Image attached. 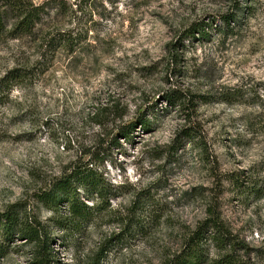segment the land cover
<instances>
[{
	"label": "rangeland",
	"instance_id": "obj_1",
	"mask_svg": "<svg viewBox=\"0 0 264 264\" xmlns=\"http://www.w3.org/2000/svg\"><path fill=\"white\" fill-rule=\"evenodd\" d=\"M64 1L34 37L0 42L1 77L32 66L50 30L83 28L88 37L56 50L0 108V211L24 202L48 224L34 194L74 166H94L120 188L75 244L49 228L59 263L86 264L110 234L120 237L135 202L154 222L103 264H162L208 206L264 264V0ZM194 24L209 37L185 38ZM233 89L241 99L219 100ZM188 127L198 136L185 138ZM14 244L1 264L29 260L30 246Z\"/></svg>",
	"mask_w": 264,
	"mask_h": 264
},
{
	"label": "trees",
	"instance_id": "obj_2",
	"mask_svg": "<svg viewBox=\"0 0 264 264\" xmlns=\"http://www.w3.org/2000/svg\"><path fill=\"white\" fill-rule=\"evenodd\" d=\"M65 5L64 0H45L40 3H34L32 0H0V42L34 37L51 12L57 13ZM66 11L67 8L63 12L64 15ZM231 18L234 17H223L226 31L232 30L227 26ZM186 31L185 38L192 37L194 31L202 38L209 37L205 28L198 24L192 25ZM87 38V30L83 28L75 32L50 30L40 37L42 49L39 59L30 67L11 68L0 77V108L9 100L15 87L33 82L47 70L56 50L67 48L73 51ZM180 45L182 46L181 41ZM224 94L219 100L231 102V97L241 99L238 89ZM166 98L169 102L176 99L173 95ZM141 125L146 128L151 126L149 121L144 119ZM186 129L182 132L185 138L194 139L198 136V132L192 127ZM132 132V127L120 131L125 139H128ZM119 188L120 186L106 180L102 171L94 166H74L34 194L35 202L51 212L48 224L41 221L35 213L28 212L24 202L9 205L0 211V264L2 259L14 250L16 241H20L22 246H30V257L25 264H61L56 259L52 247L54 239L50 236L49 228L60 231V238L66 243L75 244L73 239H76L93 220L107 212L110 201L116 196L115 192ZM134 204L136 203L133 202L132 211L120 219V231L123 236L119 237L118 233L110 234L99 244L86 264H103L108 253L121 245L124 237L140 235L145 232V225L149 220L150 223L154 222V217L148 215L146 210L139 211L141 204L136 207ZM162 264L255 263L251 259V249L245 241L232 234L216 207L208 206L206 216L184 238L180 248L168 255Z\"/></svg>",
	"mask_w": 264,
	"mask_h": 264
}]
</instances>
